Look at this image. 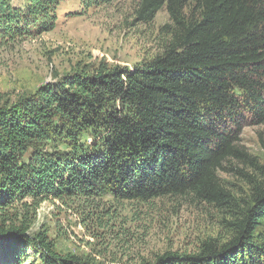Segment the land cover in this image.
<instances>
[{
    "label": "trees",
    "instance_id": "trees-1",
    "mask_svg": "<svg viewBox=\"0 0 264 264\" xmlns=\"http://www.w3.org/2000/svg\"><path fill=\"white\" fill-rule=\"evenodd\" d=\"M63 1L0 0V40L53 31ZM164 8L172 39L156 58L0 100V216L28 201L193 194L236 210L230 241L140 264H264V168L243 209L219 179L231 158H246L244 126L264 123V0H141L138 19L151 23ZM9 221L0 219L8 258L31 247L42 264H97L59 255L46 234Z\"/></svg>",
    "mask_w": 264,
    "mask_h": 264
},
{
    "label": "rangeland",
    "instance_id": "rangeland-1",
    "mask_svg": "<svg viewBox=\"0 0 264 264\" xmlns=\"http://www.w3.org/2000/svg\"><path fill=\"white\" fill-rule=\"evenodd\" d=\"M141 0H64L56 28L30 38L0 40L1 105H13L48 84L78 72L133 68L161 55L172 39L166 8L151 23L138 19ZM23 7L24 0H10ZM239 146L246 158H231L219 171L221 185L243 209L264 168V123L244 126ZM0 217L12 227L30 224L28 235L46 234L59 255L97 264L153 262L166 252L195 254L202 244L233 237L235 211L193 194L150 200L119 197L28 201ZM36 205V209L35 206ZM0 264H42L31 247L16 259L0 250Z\"/></svg>",
    "mask_w": 264,
    "mask_h": 264
}]
</instances>
